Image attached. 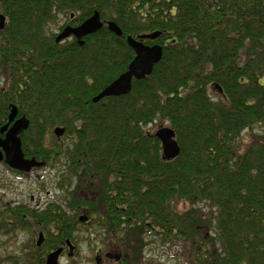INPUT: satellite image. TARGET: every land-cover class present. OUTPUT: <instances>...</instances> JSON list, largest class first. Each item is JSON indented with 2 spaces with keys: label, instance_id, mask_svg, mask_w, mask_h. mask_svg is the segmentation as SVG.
Instances as JSON below:
<instances>
[{
  "label": "trees",
  "instance_id": "16d2710c",
  "mask_svg": "<svg viewBox=\"0 0 264 264\" xmlns=\"http://www.w3.org/2000/svg\"><path fill=\"white\" fill-rule=\"evenodd\" d=\"M96 12L123 35L105 25L84 45L57 42ZM0 14V126L16 107L24 154L66 160L69 210L46 207L58 235L44 250L89 225L108 242L99 251L122 252L111 264H143L144 235L181 245L189 264H264V0H0ZM154 32L153 73L94 103L134 60L127 38ZM166 124L181 149L171 160L154 131Z\"/></svg>",
  "mask_w": 264,
  "mask_h": 264
},
{
  "label": "water",
  "instance_id": "95a60500",
  "mask_svg": "<svg viewBox=\"0 0 264 264\" xmlns=\"http://www.w3.org/2000/svg\"><path fill=\"white\" fill-rule=\"evenodd\" d=\"M105 23L102 21L101 14L96 12L92 17L87 19L78 27H66L64 31L57 37V42L62 43L69 39L71 36L76 37L80 45H84V38L93 35L100 31L104 27ZM109 31L121 37L123 35L122 30L113 21L106 24ZM6 26L5 16H0V30H3ZM161 35L160 32H154L152 34H145L134 39L132 37L127 38L128 45L135 53V58L129 65L127 71L122 74L117 80L105 88L99 95L94 99V103H98L104 98L108 97H119L130 94L134 80H143L149 77L157 64H159L163 58V47L160 45L147 46L143 43L144 40H156ZM17 108L13 107L9 115V122L2 129L4 132L8 129L9 125L17 117ZM29 127V121L24 117L14 123L9 132L7 133V140L13 144L12 150L7 155V163L10 167L15 170L30 172L34 167H41L44 164L38 163L35 159L26 160L22 150V142L18 137L23 131ZM65 134L64 128H56L54 135L61 139ZM156 137L160 140L163 151V158L165 160L175 159L180 154V146L176 141V133L170 127H163L158 129ZM80 222H87L88 218L82 216L79 219ZM44 236L41 234L38 245L40 246L43 242ZM69 248V257H73L75 252L74 245L67 241ZM63 253V248H59L56 251L50 253L47 257L46 264H61L60 257ZM107 258L119 262L122 258L121 254H108Z\"/></svg>",
  "mask_w": 264,
  "mask_h": 264
},
{
  "label": "rangeland",
  "instance_id": "374dc122",
  "mask_svg": "<svg viewBox=\"0 0 264 264\" xmlns=\"http://www.w3.org/2000/svg\"><path fill=\"white\" fill-rule=\"evenodd\" d=\"M66 22L67 20L65 17L60 19L61 26H63L64 23L66 24ZM55 33L59 34L60 31L58 30ZM1 83H4V81L2 80ZM164 127L170 126L169 124H166ZM159 128L155 127L154 131L157 132ZM56 140L58 139L55 135L54 137L48 136L45 142L46 147L51 149L54 148L56 145ZM67 141V139L64 140V143ZM248 143L249 139L245 142V144ZM65 164L66 160L63 157H59V160L56 164H49V167L39 170L35 176L32 177V179L24 177L16 178L14 181L13 199H22L24 202H27V204L30 205L31 198L34 197L36 200L40 199L42 205L46 207L51 203L65 205V202H69V195L68 193L64 195L62 190L57 187L58 181L62 178L61 170H64ZM65 208L67 209V207ZM71 212L72 211H70V213ZM46 231L49 232L50 229L46 228ZM202 232L204 233L206 231L203 230ZM76 234L78 235V239L76 242H74L75 246L77 247L76 252L72 258H70L68 255H65L61 259V264H94L96 262L95 259L98 256L100 248L107 246L108 242L102 241L103 239L101 237L100 231L97 230L96 227H91L89 225L80 226ZM30 237L31 236L28 238V235L25 237L21 236V241H23L22 249H18L21 247V245L14 244V246H12L14 248L12 253L6 254L0 252V264H23V260L27 262V259L34 255L27 254L26 252L24 254L25 249L31 248L33 246V239ZM144 240L148 246L143 252V264H189L187 257L183 254V250L180 247L181 245H173L171 243L162 245L157 241L156 238L148 235H144ZM104 264L109 263L105 262Z\"/></svg>",
  "mask_w": 264,
  "mask_h": 264
},
{
  "label": "flooded vegetation",
  "instance_id": "af4514ba",
  "mask_svg": "<svg viewBox=\"0 0 264 264\" xmlns=\"http://www.w3.org/2000/svg\"><path fill=\"white\" fill-rule=\"evenodd\" d=\"M65 27H71V25L66 24ZM60 34L61 32L59 33V35ZM74 40L77 41L76 37L71 36L69 39L64 41V43L73 42ZM12 108L13 106L11 105L10 112L8 113L7 123L0 126V252L6 254L12 253L14 249L12 246H14V244L21 245V247L18 249L19 250L22 249L23 241H21V236L25 237L28 235V238L29 236H31L30 238L33 239L32 241L33 246L31 248L25 249L24 254L26 252L27 254H34L37 256L36 259H34L35 256L31 257L32 259L31 264L42 263L44 259H45L44 264H46V259L50 254V252L44 250L43 246L45 243H47L46 241L48 235L53 234L54 236H57L58 232L54 230L55 227L52 228V224L51 225L44 224L43 213L46 210V206L42 205L40 199L36 200L34 197H32L31 204L28 205L27 202H24V200L22 199L14 200L13 192H14V181L16 178L24 177V178L32 179V177L35 176V174L39 170L47 168L49 167V165L46 162L37 160L36 157L34 156L28 157L25 154H24V158L26 160L35 159L37 162L43 163L44 165L41 167H34L31 169L30 172L27 173L24 171L15 170L12 167H10L9 164L7 163V158H8L7 155L10 153V150H12L13 147L11 141L6 142L7 133L9 132V130L16 121L24 118V116H20L19 113H17V117L9 125L8 129L5 130L4 132H1V129L9 122V115L11 113ZM23 132L20 135H18V137L21 139V142H22ZM22 150H23V145H22ZM46 228H49L51 231L47 232ZM41 234H43L44 239L42 244L39 246L38 241L39 238L41 237ZM72 244L75 246L74 243ZM63 248L64 251L61 259L65 255H68L67 253H69V248L67 246V243ZM76 249L77 247L75 246V252ZM108 254H113V252L102 251V250L99 251L98 256L95 259L96 264H104L105 262L111 264L115 262L114 260L107 258ZM27 262L23 260V264L25 263L27 264Z\"/></svg>",
  "mask_w": 264,
  "mask_h": 264
}]
</instances>
